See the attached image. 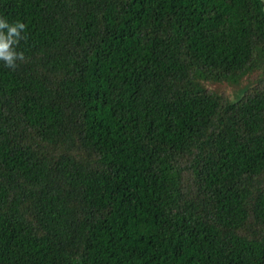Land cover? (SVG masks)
<instances>
[{
    "label": "trees",
    "instance_id": "16d2710c",
    "mask_svg": "<svg viewBox=\"0 0 264 264\" xmlns=\"http://www.w3.org/2000/svg\"><path fill=\"white\" fill-rule=\"evenodd\" d=\"M263 6L0 0V264H264Z\"/></svg>",
    "mask_w": 264,
    "mask_h": 264
},
{
    "label": "clouds",
    "instance_id": "9594fccd",
    "mask_svg": "<svg viewBox=\"0 0 264 264\" xmlns=\"http://www.w3.org/2000/svg\"><path fill=\"white\" fill-rule=\"evenodd\" d=\"M26 27L27 25L20 21L9 24L6 20L0 19V61H3L7 68L15 70L16 61L24 60L23 53L17 52L14 46L25 39L21 33Z\"/></svg>",
    "mask_w": 264,
    "mask_h": 264
},
{
    "label": "rangeland",
    "instance_id": "374dc122",
    "mask_svg": "<svg viewBox=\"0 0 264 264\" xmlns=\"http://www.w3.org/2000/svg\"><path fill=\"white\" fill-rule=\"evenodd\" d=\"M213 85H211V86H209V87H212ZM220 89H223V86L220 88ZM235 97H238L239 96V94H238V92L236 93V95H234Z\"/></svg>",
    "mask_w": 264,
    "mask_h": 264
},
{
    "label": "water",
    "instance_id": "95a60500",
    "mask_svg": "<svg viewBox=\"0 0 264 264\" xmlns=\"http://www.w3.org/2000/svg\"><path fill=\"white\" fill-rule=\"evenodd\" d=\"M262 3H263V5H264V0H260ZM263 11H264V6H263Z\"/></svg>",
    "mask_w": 264,
    "mask_h": 264
}]
</instances>
